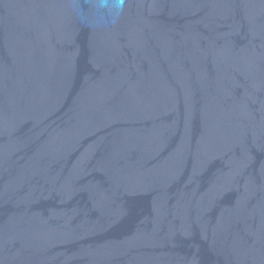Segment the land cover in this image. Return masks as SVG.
I'll list each match as a JSON object with an SVG mask.
<instances>
[{
  "label": "water",
  "instance_id": "obj_1",
  "mask_svg": "<svg viewBox=\"0 0 264 264\" xmlns=\"http://www.w3.org/2000/svg\"><path fill=\"white\" fill-rule=\"evenodd\" d=\"M0 264H264V0H0Z\"/></svg>",
  "mask_w": 264,
  "mask_h": 264
},
{
  "label": "clouds",
  "instance_id": "obj_2",
  "mask_svg": "<svg viewBox=\"0 0 264 264\" xmlns=\"http://www.w3.org/2000/svg\"><path fill=\"white\" fill-rule=\"evenodd\" d=\"M124 4V0H115V6L117 8H122Z\"/></svg>",
  "mask_w": 264,
  "mask_h": 264
}]
</instances>
